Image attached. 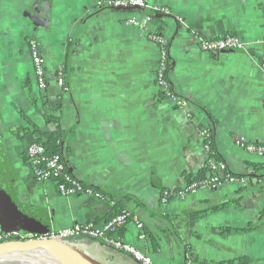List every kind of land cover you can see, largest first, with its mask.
<instances>
[{
	"label": "crops",
	"instance_id": "obj_1",
	"mask_svg": "<svg viewBox=\"0 0 264 264\" xmlns=\"http://www.w3.org/2000/svg\"><path fill=\"white\" fill-rule=\"evenodd\" d=\"M104 1L0 0V226L45 234L100 224L122 206L143 223L147 239L131 221L118 235L156 264H264V172L252 174L251 166L264 158L237 143H264V0H155L169 13L143 29L126 19L144 11L109 9ZM156 32L167 38V76L185 108L157 93ZM225 34L242 38L244 49L200 50L197 38ZM32 38L46 60L45 90L33 75ZM59 66L63 88L55 83ZM53 116L68 172L111 193L114 208L108 197L63 196L54 181L35 177L23 131L52 132ZM211 156L245 184L176 196L209 174ZM164 190L171 193L166 203ZM66 243L85 264H137L100 240Z\"/></svg>",
	"mask_w": 264,
	"mask_h": 264
},
{
	"label": "built area",
	"instance_id": "obj_2",
	"mask_svg": "<svg viewBox=\"0 0 264 264\" xmlns=\"http://www.w3.org/2000/svg\"><path fill=\"white\" fill-rule=\"evenodd\" d=\"M103 6L109 9L133 7L135 8L133 11H144L141 17L132 14V16L126 19L127 25L139 29H143L150 24L153 21L154 15L169 13V9L157 4L155 0H105ZM151 38L157 44V62L154 79L157 93L160 97L170 101L175 107L185 108L188 106V101L176 92L167 76L169 69L168 51L165 47L167 38L161 32L153 33ZM197 39L199 48L203 52L219 53L229 50L241 51L245 47L244 40L235 34ZM28 50L36 84L41 90H45L48 85L46 60L34 38L29 39ZM262 62L264 64V57L262 58ZM55 83L59 88L64 87V69L62 66H59L55 71ZM208 133V129H204L203 135L207 149H209L206 144ZM237 143L244 147L247 152L264 158V143H250L244 138L239 139ZM26 153L30 157V164L35 177L41 180L54 181L60 195L72 196L92 193L100 196L98 193L91 192L89 189H84L80 181L68 172L62 155L53 154L48 157L45 154L43 146L37 143L27 145ZM207 169L209 171L207 176L186 183V185L175 192L176 196L184 197L188 193H194L200 188L216 189L225 184H245L246 178L238 177L228 171L225 162L222 160H217L213 157L208 158ZM170 195L171 193L169 191L164 190L161 201L166 203ZM129 221L136 227L138 238L140 240H146L147 237L143 231V223L136 216H132L128 210H122L119 214L112 216L100 224L94 222L76 223L69 227L53 230L45 234L21 233L16 230H5L0 226V244L43 239L65 241L69 238L85 236L100 240L104 245L112 249L131 255L137 264H156L150 254L124 242L122 237L118 235L121 228Z\"/></svg>",
	"mask_w": 264,
	"mask_h": 264
},
{
	"label": "trees",
	"instance_id": "obj_3",
	"mask_svg": "<svg viewBox=\"0 0 264 264\" xmlns=\"http://www.w3.org/2000/svg\"><path fill=\"white\" fill-rule=\"evenodd\" d=\"M168 68H169V62H168ZM50 121H53L54 123L57 124L56 129L52 132L49 133H43L41 131H39L36 128H33L30 131H23L24 135L23 138H25L27 140L28 145L32 144V143H37L43 146L44 150H45V154L46 156L50 157L53 154H63V147L61 145L62 142V130L60 129V120L59 117H51L49 119ZM36 135V136H35ZM206 144L208 146V148L210 149V151L212 150V134L211 132L208 133V137L206 138ZM213 151V150H212ZM27 155V153H26ZM27 159L30 162V157L27 155ZM213 157V156H211ZM214 158V157H213ZM252 166V174H262L264 172V162H259V163H251ZM204 176V172H202L199 177ZM238 176V175H236ZM238 177H242V176H238ZM82 187L84 189H89L91 192L94 193H98L100 195V197H108V199L110 200L111 204H112V208H114L116 206V199L114 198V196L110 193H105L103 191H101L98 188L92 187L90 185H86L82 182H80ZM220 205L214 206L213 208H211V210L217 209L219 208ZM122 210H128L125 207H116V210L112 211L111 213H109L107 216H105V220L111 218L114 215L119 214ZM264 213V210L261 212V214ZM193 217H195V214L193 215ZM223 232H228L231 231L230 228L227 227H223L222 228ZM239 261L243 262L244 264L248 263V259L247 258H239Z\"/></svg>",
	"mask_w": 264,
	"mask_h": 264
},
{
	"label": "bare ground",
	"instance_id": "obj_4",
	"mask_svg": "<svg viewBox=\"0 0 264 264\" xmlns=\"http://www.w3.org/2000/svg\"><path fill=\"white\" fill-rule=\"evenodd\" d=\"M76 260L70 252L56 245H45L27 251H16L0 255V262L14 260L32 264L41 261L44 264H85L78 256ZM42 264V263H41Z\"/></svg>",
	"mask_w": 264,
	"mask_h": 264
},
{
	"label": "water",
	"instance_id": "obj_5",
	"mask_svg": "<svg viewBox=\"0 0 264 264\" xmlns=\"http://www.w3.org/2000/svg\"><path fill=\"white\" fill-rule=\"evenodd\" d=\"M116 9L117 10H129V11L135 10V8L133 7L116 8ZM0 154H1V149H0ZM76 238H69L65 241H55V240H50V239H43V240H28V241L14 242V243H3V244H0V255L5 254V253H10V252H16V251H27L31 249H36V248H39L45 245H56L70 252L75 260H76L75 256H78L81 260H83L84 259L83 255H80L79 252L75 251L72 247H70L66 243L70 239H76Z\"/></svg>",
	"mask_w": 264,
	"mask_h": 264
},
{
	"label": "rangeland",
	"instance_id": "obj_6",
	"mask_svg": "<svg viewBox=\"0 0 264 264\" xmlns=\"http://www.w3.org/2000/svg\"><path fill=\"white\" fill-rule=\"evenodd\" d=\"M41 263L44 264L41 261H36V262H33L32 264H41ZM0 264H29V263L14 261V260L13 261L12 260H5V261L0 262Z\"/></svg>",
	"mask_w": 264,
	"mask_h": 264
}]
</instances>
